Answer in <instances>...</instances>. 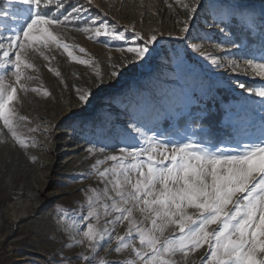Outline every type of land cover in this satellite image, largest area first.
<instances>
[{
    "label": "rangeland",
    "instance_id": "374dc122",
    "mask_svg": "<svg viewBox=\"0 0 264 264\" xmlns=\"http://www.w3.org/2000/svg\"><path fill=\"white\" fill-rule=\"evenodd\" d=\"M63 2L67 10H52L49 11L50 14L62 15L78 5L80 0ZM184 2L189 3L190 0ZM217 2L225 8L240 5L257 12L264 6V0ZM93 4L95 6L84 14L85 19L97 18L98 22L109 23L124 35V40L101 37L99 42H94L76 31L72 25L56 31L64 43L77 48L73 53L77 58L95 62L93 66L84 67L92 75H95L97 68L104 74L105 80L100 87L108 86L111 81L110 72L113 69L110 65H119L116 70L123 83L118 88H109L104 96L112 98L122 92L125 94L124 115L130 121L129 128L113 132L107 126L104 127L105 122H100L99 119L100 105L105 100L97 103L99 107H96V114L81 112L75 116L69 115L63 118L61 125L55 126L51 123V116L42 118L39 106L32 103L35 92H19L20 103L17 107L20 115L27 117L22 132L29 147L21 148L0 123V196H4L0 201V264H59L61 259L64 264H85L80 257L88 255L91 258L94 255L86 241L78 243L83 239L84 222L81 217L86 216L88 211L86 198L91 195L87 191L89 189H96L101 194L100 203L95 205L100 215L98 226L109 228L113 236L125 233L127 222L115 226L106 223L116 214L104 215L103 204L111 202L103 198L104 183L92 168L98 159H104L99 151L101 147H105V151L111 154H118L111 152L112 145L142 143L143 134L171 142H180L190 137L194 141L212 145L220 141L236 145L240 141L255 140L261 134L258 118L253 123L248 116V106L243 103L244 98L252 101L259 98L250 96L238 85L243 83L247 88L259 87L264 84V79L254 76L251 70L245 75L241 70L234 72L226 67L213 66L204 58L207 54L223 57L221 64H227L228 53L231 52V59L242 64L240 50L227 45L228 51L221 52L215 47L218 42L227 44L219 27H226L229 37L236 43L252 44L256 34L248 36L242 21L231 20L226 25L221 23L217 27L207 11L198 10L195 16L189 18L174 0H93ZM169 4H172V8L168 7ZM0 5L7 7L5 0H0ZM184 21H188L187 33L181 32ZM136 32L145 38L155 34L157 40L149 46L151 53L145 60L133 63L129 62L131 54L116 49L133 46L134 41L142 45L143 41L136 40ZM79 47L84 48L86 54L80 53ZM196 47H199V51L194 50ZM30 60L36 70H28L27 74L34 79L25 83L29 89H41L40 99L44 104L52 93L49 92L48 96L43 93L45 90L48 92L51 86L55 87L59 98L67 96L65 92L75 79L70 67L83 65L71 60L62 48L54 45L45 50L43 56L30 53ZM63 62L66 63V68L62 66ZM49 68L55 69L60 75L49 71ZM8 79L13 78L9 75ZM67 99L71 106V99ZM214 110L221 111V121L215 129L199 125L200 119ZM32 128L37 131H28ZM60 132L74 134L78 141L89 142L84 150L68 158L85 154V161L90 165L83 175L62 176L54 172V169L46 170L51 157L64 147L65 136H60ZM53 141H58L59 145L50 147ZM89 147H94L96 151L90 154L87 151ZM31 154H35L34 160L29 158ZM19 159L25 161V165L19 168L23 175L12 185V167ZM37 161L39 165L36 164ZM111 164V161H107L99 165V171L109 168ZM28 198L33 200L35 209L11 224L7 207L13 202ZM136 216L140 219L139 213ZM92 222L97 223L95 220ZM101 245L94 264H99L100 259L106 260L107 264H123L134 258L130 250L115 253L114 239L109 241L106 237ZM206 251L205 245L190 252L186 260L182 255H177L176 264H202L207 259Z\"/></svg>",
    "mask_w": 264,
    "mask_h": 264
},
{
    "label": "snow or ice",
    "instance_id": "6c2138e0",
    "mask_svg": "<svg viewBox=\"0 0 264 264\" xmlns=\"http://www.w3.org/2000/svg\"><path fill=\"white\" fill-rule=\"evenodd\" d=\"M174 2L189 18L198 10L207 11L217 27L231 20L242 21L248 36L256 34L252 44L236 43L226 27H219L227 44L215 45L221 52L228 51L227 45L240 50L242 64L231 59V52L227 64H221L223 57L207 54L204 58L213 66L234 72L241 70L245 75L251 70L254 76L264 79V6L257 12L240 5L225 8L217 0ZM5 3L7 7L0 5V123L21 148H28L22 132L27 117L20 115L17 105L19 92L40 91L29 89L25 83L34 79L27 74L28 70H36L30 53L43 56L54 45L76 63L93 66L94 61L79 59L73 54L77 48L62 41L58 28L72 25L94 42H99L101 37L118 41L125 37L107 22L85 19L84 14L95 6L93 0H80L62 15H52L42 9L53 8L59 12L65 7L63 0H11V3L5 0ZM168 7L172 8V4ZM79 21L84 23H76ZM188 31V21H184L181 32ZM135 36L137 41H143L142 45L134 41L133 46L116 49L131 54L129 62L133 63L145 60L151 53L149 46L157 40L155 34L145 38L136 32ZM194 50L199 51V47ZM78 51L86 54L82 47ZM110 67L113 69L110 77H118L119 65ZM49 71L60 75L53 68ZM9 75L12 80L8 79ZM95 76L99 84L104 83L105 76L98 68ZM238 86L259 98L257 101L243 99L249 118L253 123L256 118L259 120L261 134L255 140L240 141L236 145L220 141L212 145L190 137L171 142L143 134L142 143L112 145L111 152L118 154H107L103 160L96 161L93 172L104 183L103 198L111 202L103 204L104 215L116 214L106 223L115 226L127 222V230L123 235L113 236L109 228L99 227L100 215L95 205L100 203L101 194L96 189L87 190L91 195L86 198L88 211L81 217L83 239L78 243L86 241L94 255L80 257L85 264H94L101 241L106 237L109 241L115 240V253L130 250L133 254L134 258L123 264H176L177 255L186 260L190 252L205 245L207 259L202 264H264V84L254 88H247L243 83ZM76 91L82 104L89 103L91 91ZM43 94L50 95L46 90ZM105 150V147L99 148L101 153ZM87 151L93 154L96 149L89 147ZM107 161L112 162L111 166L99 171V165ZM59 264H64V260ZM99 264L107 262L100 259Z\"/></svg>",
    "mask_w": 264,
    "mask_h": 264
},
{
    "label": "bare ground",
    "instance_id": "6f19581e",
    "mask_svg": "<svg viewBox=\"0 0 264 264\" xmlns=\"http://www.w3.org/2000/svg\"><path fill=\"white\" fill-rule=\"evenodd\" d=\"M67 62V60H65ZM63 67L66 68V63L63 62ZM71 72L75 74V79L71 81L68 91L65 92L67 96L63 98H59L56 92L55 87L51 86L48 89V92L52 93L50 97H47L45 100V104L40 99L41 92H35L36 95L31 99L32 103L37 104L39 106V113H41L42 118H48L51 116V123L53 125H61L63 118H67L69 115L75 116L79 113H89L96 114L97 108L99 105L98 102L105 100L106 102L100 105V119L99 121L105 122L107 129L114 131H121L124 127L125 130L129 128L130 121L127 119V116L124 115V105L123 100L125 98V94L122 92L120 95H113L112 98H107L105 93L111 87H120L123 83L121 78H110V82L108 86L100 87L101 84L96 80V76L90 74L85 70L84 65L73 66L70 67ZM40 89L39 87H37ZM76 89H81L84 91H91L92 96L90 98L89 103L82 104L78 100V94ZM41 90V89H40ZM22 94V93H21ZM20 94L18 93V96ZM71 99V106L68 103V99ZM93 98H96L95 100ZM108 99V100H107ZM44 104V105H43ZM68 104V105H67ZM71 107V108H70ZM60 136L64 134L63 143L64 147L58 150L55 153L46 166V170H53L54 172L60 175H83L85 169L90 165L89 162L85 161V154L80 155L79 157L71 158L68 160L70 156H74L84 150L86 146L89 144L88 141H78V137L71 135L66 132H60ZM72 136V137H71ZM59 145L58 141H53L50 144V147H55ZM111 154L108 151L102 153V157L105 155ZM31 160L35 159V154L29 155ZM99 160V159H98ZM36 164L39 165L38 161ZM25 161L23 159H19L14 162L12 167V177L14 181L12 185L15 183L16 179L23 175L22 171L19 169L20 166H24ZM38 168V166H35ZM4 196H0V201H2ZM32 199L28 198L27 200H20L17 202L11 203L7 207V215L9 216L10 223L13 224L16 221H19L23 214H29L30 211L35 209V204L31 201Z\"/></svg>",
    "mask_w": 264,
    "mask_h": 264
},
{
    "label": "trees",
    "instance_id": "16d2710c",
    "mask_svg": "<svg viewBox=\"0 0 264 264\" xmlns=\"http://www.w3.org/2000/svg\"><path fill=\"white\" fill-rule=\"evenodd\" d=\"M42 10L45 12H49V11H52L53 8H44ZM63 10H67L66 7H64ZM215 108L216 107H214V109ZM220 121H221V111L214 110L211 112H207L206 115L200 119L199 125L203 127H208L210 129H215V127L220 123Z\"/></svg>",
    "mask_w": 264,
    "mask_h": 264
}]
</instances>
